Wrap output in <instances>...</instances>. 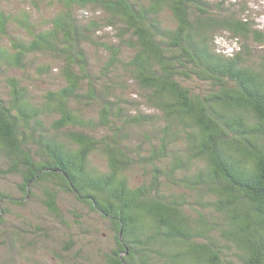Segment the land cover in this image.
I'll return each mask as SVG.
<instances>
[{"label":"trees","instance_id":"trees-1","mask_svg":"<svg viewBox=\"0 0 264 264\" xmlns=\"http://www.w3.org/2000/svg\"><path fill=\"white\" fill-rule=\"evenodd\" d=\"M3 179L0 264H264L263 28L228 0H0Z\"/></svg>","mask_w":264,"mask_h":264},{"label":"rangeland","instance_id":"rangeland-1","mask_svg":"<svg viewBox=\"0 0 264 264\" xmlns=\"http://www.w3.org/2000/svg\"><path fill=\"white\" fill-rule=\"evenodd\" d=\"M228 1L233 4L244 5L247 8V10L252 14V17L255 20V22L260 24V26L263 28V31H264V0H228ZM216 44L220 49L224 50L226 53H231V52L239 50L238 44L232 41L229 35L227 34H223L220 37H217ZM94 60L96 59L95 57L92 56L91 61L95 62ZM52 63L56 65L55 60ZM12 73L16 74L18 77L20 76V72L17 70H14ZM131 93L132 92H127L126 94H131ZM131 96L132 95H129L128 97H131ZM94 162L97 165H100L99 164L100 161L98 158L95 159ZM136 178L137 176H135V180ZM10 180L11 179L0 180V188H6V187L12 186V184L10 183ZM59 232L61 233V231ZM59 232H54V230H50L49 235L54 236L55 233L59 234Z\"/></svg>","mask_w":264,"mask_h":264}]
</instances>
